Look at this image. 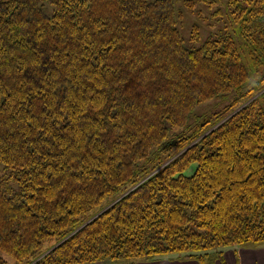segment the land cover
I'll use <instances>...</instances> for the list:
<instances>
[{
    "label": "trees",
    "instance_id": "obj_1",
    "mask_svg": "<svg viewBox=\"0 0 264 264\" xmlns=\"http://www.w3.org/2000/svg\"><path fill=\"white\" fill-rule=\"evenodd\" d=\"M224 1L236 34L193 47L173 0H0V252L215 264L264 245V0Z\"/></svg>",
    "mask_w": 264,
    "mask_h": 264
},
{
    "label": "rangeland",
    "instance_id": "obj_2",
    "mask_svg": "<svg viewBox=\"0 0 264 264\" xmlns=\"http://www.w3.org/2000/svg\"><path fill=\"white\" fill-rule=\"evenodd\" d=\"M184 1L185 0H173V3L176 11L182 13V19L178 24V28L187 46H200L207 36L212 35V33H215L219 29L222 31L227 30L233 35L236 34L237 23L233 20L231 12L226 7V1L200 0L199 2H196L193 7L185 6ZM43 9L47 14H51L52 9L48 4L45 3L43 5ZM217 11L220 12V16L217 21H214L209 17V15ZM194 25H197L200 28L199 37L196 41L190 39ZM236 39L238 40V38ZM219 103L220 99L206 101L194 109L191 117L203 115V113L217 107ZM193 168L194 166L190 170L186 171V173L190 174ZM0 256L7 264H19L13 258L2 252H0ZM178 256L179 255L177 254H171L158 256L151 260L142 258H119L116 260H106L90 264H193V261L178 258Z\"/></svg>",
    "mask_w": 264,
    "mask_h": 264
},
{
    "label": "crops",
    "instance_id": "obj_3",
    "mask_svg": "<svg viewBox=\"0 0 264 264\" xmlns=\"http://www.w3.org/2000/svg\"><path fill=\"white\" fill-rule=\"evenodd\" d=\"M222 257L223 261L215 264H264V245L230 247L222 250ZM193 264L197 263L193 261Z\"/></svg>",
    "mask_w": 264,
    "mask_h": 264
},
{
    "label": "water",
    "instance_id": "obj_4",
    "mask_svg": "<svg viewBox=\"0 0 264 264\" xmlns=\"http://www.w3.org/2000/svg\"><path fill=\"white\" fill-rule=\"evenodd\" d=\"M116 201H117V200H116ZM116 201H115V202H116ZM113 204H114V202H113L112 204H110L109 206H107L106 208H104V209H103L102 211H100L99 213H97V214H96L94 217H92L88 222H90L91 220H93L94 218H96L97 216H99L104 210H106L108 207H110V206L113 205ZM88 222H87V223H88ZM87 223H85L84 225H86ZM84 225H83V226H84ZM52 249H53V248H52ZM49 251H50V250H49ZM49 251H48V252H49Z\"/></svg>",
    "mask_w": 264,
    "mask_h": 264
}]
</instances>
